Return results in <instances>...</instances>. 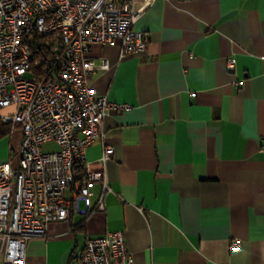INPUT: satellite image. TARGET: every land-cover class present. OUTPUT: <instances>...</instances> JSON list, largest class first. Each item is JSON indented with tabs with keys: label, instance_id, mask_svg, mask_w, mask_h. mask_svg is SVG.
I'll return each instance as SVG.
<instances>
[{
	"label": "crops",
	"instance_id": "1",
	"mask_svg": "<svg viewBox=\"0 0 264 264\" xmlns=\"http://www.w3.org/2000/svg\"><path fill=\"white\" fill-rule=\"evenodd\" d=\"M134 17L143 51L89 53L109 65L90 85L129 105L103 117L105 163L101 140L86 151L105 169V208L50 222L25 264H74L88 237L112 230L133 264H264V0H154ZM20 139L19 128L0 137V162L16 163Z\"/></svg>",
	"mask_w": 264,
	"mask_h": 264
},
{
	"label": "built area",
	"instance_id": "2",
	"mask_svg": "<svg viewBox=\"0 0 264 264\" xmlns=\"http://www.w3.org/2000/svg\"><path fill=\"white\" fill-rule=\"evenodd\" d=\"M153 1L0 0V121L21 132L16 163L0 162V264H25L27 243L45 238L50 222L104 210L105 169H92L86 151L101 140L105 163L113 148L104 143L103 117L129 105L90 85V74L109 65L89 53L95 43L118 45L121 57L143 51L135 6ZM49 142L58 148L44 150ZM239 244L232 238L230 251ZM74 264H133V256L124 232L112 230L88 237Z\"/></svg>",
	"mask_w": 264,
	"mask_h": 264
},
{
	"label": "trees",
	"instance_id": "3",
	"mask_svg": "<svg viewBox=\"0 0 264 264\" xmlns=\"http://www.w3.org/2000/svg\"><path fill=\"white\" fill-rule=\"evenodd\" d=\"M11 132L10 124L7 122H1L0 121V137H3ZM79 173V171H78ZM80 173L77 174L76 179H80Z\"/></svg>",
	"mask_w": 264,
	"mask_h": 264
},
{
	"label": "rangeland",
	"instance_id": "4",
	"mask_svg": "<svg viewBox=\"0 0 264 264\" xmlns=\"http://www.w3.org/2000/svg\"><path fill=\"white\" fill-rule=\"evenodd\" d=\"M57 146L52 143H47L43 145V149L48 151V150H56Z\"/></svg>",
	"mask_w": 264,
	"mask_h": 264
}]
</instances>
